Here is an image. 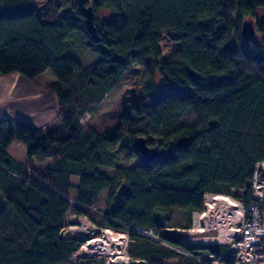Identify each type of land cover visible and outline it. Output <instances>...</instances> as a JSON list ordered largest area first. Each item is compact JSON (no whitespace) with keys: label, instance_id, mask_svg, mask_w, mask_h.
I'll return each instance as SVG.
<instances>
[{"label":"trees","instance_id":"1","mask_svg":"<svg viewBox=\"0 0 264 264\" xmlns=\"http://www.w3.org/2000/svg\"><path fill=\"white\" fill-rule=\"evenodd\" d=\"M89 5L98 43L84 27ZM99 10L110 16L98 19ZM262 14L264 0H49L42 12L28 0H0V74H51L60 119L51 131L0 121V264H64L83 242L59 237L68 212H88L104 190L100 226L126 232L129 264H200L166 221L182 210L189 228L204 193L248 192L254 167L264 160ZM247 19L256 32L245 41ZM74 31L99 55L86 66L60 50ZM163 37L179 43L164 56ZM128 73H138L140 91L114 125L103 134L82 125L81 116L92 115ZM188 111L193 121L178 125ZM140 136L158 148L148 163L134 144ZM181 136L189 140L176 147ZM12 141L25 146L24 163L8 155ZM201 249L232 262L225 247Z\"/></svg>","mask_w":264,"mask_h":264},{"label":"rangeland","instance_id":"2","mask_svg":"<svg viewBox=\"0 0 264 264\" xmlns=\"http://www.w3.org/2000/svg\"><path fill=\"white\" fill-rule=\"evenodd\" d=\"M29 4L38 12L44 11V9L49 4V0H28ZM263 10H259L257 15L262 13ZM96 16L98 19H104L108 18L110 16L109 11L106 10H99L96 12ZM41 19V18H39ZM50 31H47V34ZM71 36L67 37L66 39H63L62 41V47L61 52L63 56L70 57L80 65V66H86L90 63H92L94 60L99 58V55L96 53L90 51L88 48L84 47L81 44V39L83 34L78 31H74ZM48 39V38H47ZM66 40V42H65ZM58 42V41H57ZM63 42L65 44L63 45ZM61 46V43H58ZM179 46V43L171 42L167 37H163L162 42L160 43V50L161 55H166L173 49L177 48ZM135 68H133V71ZM45 78L47 75L44 76ZM132 77V78H131ZM122 81L120 85H118L113 91L106 96V98L102 101L101 105L93 112V114H87L86 119H84L82 122L83 125L90 124L94 128H96L97 131L103 133H106L115 123V120L119 117L120 113H122L127 107L129 106L130 102L132 101L133 97L138 94L140 91V81L138 78V73L135 75L127 74ZM154 83L156 88L159 87L161 84V75L158 71L155 72L154 75ZM113 116V118L111 117ZM193 121V114L192 112L188 111L186 112L181 119L178 122V125H189ZM18 143V141L16 142ZM19 145L22 146V144L19 143ZM23 147V146H22ZM71 182L73 184L78 183L77 177H72ZM74 191V190H72ZM106 200H107V191L104 190L100 193V195L97 197L95 201V207L91 208L86 213L76 214L72 212L71 210L68 212L67 217L65 218L66 226H75L74 230H76L78 233L76 234L77 240H82V244L79 246V249H82L85 247V252H82L81 250H76L78 252H73L67 259V261L64 264H86L84 263L85 258H92L93 263L91 264H129L131 261L134 260L132 256H130L127 252V245L129 242V237L126 234V232L123 231H116L111 228H103L100 226V221L102 219V215L104 214V209L106 207ZM2 204V201L0 200V205ZM188 214L185 211L182 210H173L171 213L170 220L166 221V226H168L166 229L170 232H174L180 236V242L183 246L187 247L188 249L196 250V255L194 256V259L202 264L200 262V259L203 258V260H206L208 258V251L206 249L195 247H201V246H208L209 244L213 243L211 239H205L203 237V233L196 234L193 233V235H187L183 234L184 232L188 233L187 231L190 229H193L192 225L190 228H185L186 222H187V216ZM192 220V215H191ZM166 219V218H165ZM164 219V220H165ZM92 222H95L96 225L100 226V228H97ZM80 223L88 224L86 227V232L82 231V227H79ZM105 229H110V231H106L104 233ZM103 230V231H101ZM113 231V232H112ZM140 233L144 234L147 237L153 238L157 240V236L150 230H138ZM144 231V232H142ZM85 232V233H84ZM97 232V233H96ZM96 233V234H93ZM103 234V236H101ZM69 235V233H68ZM80 235V236H79ZM110 235V237H113L115 240L119 239L116 244H118L119 247L123 251L118 250L119 255L116 254V251H106V250H98V251H91L88 249V243H95L99 240H104ZM187 235V236H185ZM98 238L97 240H91L94 238ZM183 239H193L194 241H199L197 244H186ZM206 242H204L205 240ZM88 240L90 242H88ZM110 243L113 244V241L109 238ZM126 240V245L124 248V242ZM88 242V243H87ZM113 244V245H116ZM116 245V247H118ZM118 247V248H119ZM120 249V248H119ZM129 258L127 260H123V258ZM129 261V262H128Z\"/></svg>","mask_w":264,"mask_h":264},{"label":"built area","instance_id":"3","mask_svg":"<svg viewBox=\"0 0 264 264\" xmlns=\"http://www.w3.org/2000/svg\"><path fill=\"white\" fill-rule=\"evenodd\" d=\"M86 115L80 118L81 124ZM247 189L248 192L245 189L231 188L230 194L206 192L203 195L202 209L192 212L193 229L183 234L194 233L198 236L203 233L205 239H211V244L225 247V255L232 259L231 263H227L208 251V258L200 259L202 264H264V160L256 163ZM92 223L100 228L95 222ZM87 226L88 224H79L82 231ZM74 228L76 227L69 225L63 227L59 237L78 239V232ZM106 231L110 229H105L104 233ZM183 240L186 244H199V241L193 239Z\"/></svg>","mask_w":264,"mask_h":264},{"label":"crops","instance_id":"4","mask_svg":"<svg viewBox=\"0 0 264 264\" xmlns=\"http://www.w3.org/2000/svg\"><path fill=\"white\" fill-rule=\"evenodd\" d=\"M54 81L49 73H42L32 79L15 72L0 74V121L5 118L22 120L45 131L57 128L60 124L58 100L50 88ZM16 142H11L7 153L15 162L24 163L26 148ZM49 163L51 160L47 159L38 164Z\"/></svg>","mask_w":264,"mask_h":264},{"label":"water","instance_id":"5","mask_svg":"<svg viewBox=\"0 0 264 264\" xmlns=\"http://www.w3.org/2000/svg\"><path fill=\"white\" fill-rule=\"evenodd\" d=\"M81 3H87L89 0H78ZM84 16V27L89 35L90 40L93 43H98L100 41V37L98 35L96 26L93 20V11L92 7L89 5L83 11ZM260 20L264 21V15L259 16ZM256 23L253 19H247L241 25V35L245 41H248L252 37H254L256 32ZM189 138L187 136L178 137L175 140L176 147H184L188 142ZM135 147L140 153L141 159L148 163L158 155V148L154 146H149L147 143V139L144 136L137 137L135 139Z\"/></svg>","mask_w":264,"mask_h":264},{"label":"bare ground","instance_id":"6","mask_svg":"<svg viewBox=\"0 0 264 264\" xmlns=\"http://www.w3.org/2000/svg\"><path fill=\"white\" fill-rule=\"evenodd\" d=\"M105 238L106 239H104L102 241L99 240V241H97L95 243H88V242H90L91 240H97L98 238H96V237L94 239H91L90 241L88 240V242H87L88 243V249L91 250V251H95V250L96 251H98V250H102V251L106 250V251H108L109 250V251H113V252L116 251V254H118V255L120 253V252H118V250L123 251L121 249V247H119L118 244H116L118 239L115 240L113 237H110V235H108ZM109 238L113 241V244H116L120 249L118 247H116V245L111 244ZM125 245H126V240L124 242V248H125ZM127 259H129V258H126V257L123 258V260H127Z\"/></svg>","mask_w":264,"mask_h":264}]
</instances>
